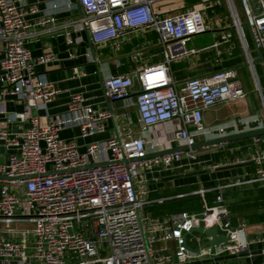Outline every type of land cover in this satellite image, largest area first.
Segmentation results:
<instances>
[{
  "label": "built area",
  "instance_id": "built-area-1",
  "mask_svg": "<svg viewBox=\"0 0 264 264\" xmlns=\"http://www.w3.org/2000/svg\"><path fill=\"white\" fill-rule=\"evenodd\" d=\"M219 1L49 0L41 9L37 3L0 0V41L5 44L0 57V176H5L0 178V264H186L214 252L239 255L246 250L224 195L225 189L243 183L240 180L193 191L203 199L200 211L156 217L147 210L154 202L147 173L172 166L182 151L147 155L173 148L176 141L193 144L196 133L207 131L205 108L246 96L235 69L191 78L182 88L171 71L173 61L198 52L187 45L217 20L212 14ZM226 1L245 44L235 1ZM244 3L255 42L264 53V12L254 14L247 0ZM77 9L81 16L65 26L86 30L93 46L119 51L134 34L158 35V63L103 76L104 95L112 101L128 97L137 86V134L82 143L81 138L106 132L113 116L106 106L85 105L82 92L71 95L65 112L50 114L49 104L60 89L38 67L57 58L52 51L34 57L29 37L34 28L55 29L61 11ZM67 39L74 41L70 33ZM8 96L23 102V110H9ZM34 109L45 115L34 114ZM156 125L171 137L149 149L142 133ZM75 128L76 135H63ZM124 158L127 162H121ZM254 160L262 163L264 150ZM106 161L116 163L90 166ZM258 179L264 180V172ZM213 190L215 198L209 203L206 194ZM24 223L33 227L24 228ZM194 226L217 227L226 241L205 246L211 239L205 235L204 242L197 238L202 246L194 252L188 242Z\"/></svg>",
  "mask_w": 264,
  "mask_h": 264
},
{
  "label": "crops",
  "instance_id": "crops-1",
  "mask_svg": "<svg viewBox=\"0 0 264 264\" xmlns=\"http://www.w3.org/2000/svg\"><path fill=\"white\" fill-rule=\"evenodd\" d=\"M23 1L29 4L37 3L44 9L49 0ZM247 2L254 14L264 12V0ZM235 5L237 8L236 1ZM216 8H224L222 0ZM237 12L239 14L238 8ZM221 14L217 9L213 12L217 20H212L210 24L207 32L212 34L207 41H202L203 34L194 36L189 41L187 48L196 49L198 52L173 61L171 71L178 88H182L191 78L204 77L225 69H235L246 96L241 100H227L205 108L203 113L207 131L196 133L195 142L264 128V65L261 61L253 63L258 53L254 40L252 36L248 38L245 27L246 41L243 44L237 29L233 30L235 26L233 19L223 17ZM80 16V9L61 11L55 29L44 31L38 27L31 30L28 46L33 56L52 51L57 58L47 65L38 67L39 71L45 72L54 86L60 89L55 100L49 104L50 114L56 116L65 112L71 95L82 92L85 105H103L113 113L106 132L87 139L81 138L82 143L101 140L112 134L118 136H123L127 132L137 134L140 132L137 86L135 92L128 97L112 101L104 95L102 78L108 72L127 73L158 63L162 58V46L158 35L156 32H140L126 41L119 51L104 45L93 46V53L86 30H76L73 24L65 26ZM68 33L74 40L72 43L67 39ZM224 36H227V41ZM80 37L83 38L82 42H78ZM4 48V42L0 41V57ZM250 57L253 59L252 63L249 62ZM6 106L11 111H22L24 108L23 102L12 96H8ZM33 113L45 115L44 110L34 109ZM23 125L28 126L29 123ZM77 132L78 129L75 128L64 131L63 135L74 136ZM142 134L149 142V149L152 143L166 144L167 139L171 137L161 125L153 126ZM260 137L262 141L259 143L255 142L254 137H248L194 151H182L180 159L172 166L147 173L146 184L149 196L154 202L180 195L174 194L178 189L195 186L196 189L193 191H196L201 188H215L231 181L243 182L225 189L224 194L228 204L248 202V209L231 214V218L234 216L238 218L237 223L232 221L236 227L242 229L241 238L247 244L246 250L239 255L214 252L193 258L186 264H264V180L258 179L264 172V161L257 163L254 160L259 151L264 150V135ZM185 145L180 141L172 143V147ZM210 192L216 194L214 190ZM201 246L202 243H199L190 248L196 252Z\"/></svg>",
  "mask_w": 264,
  "mask_h": 264
},
{
  "label": "water",
  "instance_id": "water-1",
  "mask_svg": "<svg viewBox=\"0 0 264 264\" xmlns=\"http://www.w3.org/2000/svg\"><path fill=\"white\" fill-rule=\"evenodd\" d=\"M238 1L241 5V8H242L244 16H245V22L242 23V26L247 27L249 32L251 33V36L254 40L255 50L258 53V56L254 59L253 63L255 64L256 62L261 61L264 65V53L261 50V48H259L257 43L255 42V39L253 36V31H252V26H251V23L249 21V17H248V13H247V10L245 7L244 0H238ZM89 43H90L91 49L93 51V44L91 42L90 37H89ZM93 53H94V51H93ZM102 82H103V78H102ZM103 87H104V85H103ZM107 103L110 106L109 100ZM262 135H264V128H257L254 130H249V131H245V132H241V133H237V134H233V135L221 136V137L211 138V139H204L201 141L194 142L191 145H185L182 147H173V148H170L167 150H163V151H159V152H153V153L148 154L147 157L165 155V154L173 153L175 151H194V150H197V149L203 148V147H209L212 145L223 144V143H226V142L234 140V139H242V138L256 137V136H262ZM121 162H127V160L124 158L123 160H121ZM113 163H116V161H106V162H102V163L91 164L90 166L93 167V166H99V165H109V164H113ZM0 178H5V176H0ZM194 231L204 233L207 237H211V239H209L205 242V246L217 247L222 242L226 241V237L224 235L218 234L217 227L206 228L204 226H194L191 229V232H194Z\"/></svg>",
  "mask_w": 264,
  "mask_h": 264
},
{
  "label": "trees",
  "instance_id": "trees-1",
  "mask_svg": "<svg viewBox=\"0 0 264 264\" xmlns=\"http://www.w3.org/2000/svg\"><path fill=\"white\" fill-rule=\"evenodd\" d=\"M263 149H264V145H263ZM195 189H196L195 186L191 188L178 189L174 193L175 195L181 193L184 194L185 192H187L188 194L183 196H174L168 199H164L162 201L153 202L149 206H147V210L151 212L153 216L156 217H162L181 211H200L203 207V199L200 194L192 193V191ZM206 198L209 203H212L215 198V193L208 192L206 194ZM254 205H256V203ZM228 207L230 209L231 214H233L248 209L249 205L248 202L242 201L236 204L229 203ZM232 220H234V222L237 223L238 221L237 216H234Z\"/></svg>",
  "mask_w": 264,
  "mask_h": 264
},
{
  "label": "rangeland",
  "instance_id": "rangeland-1",
  "mask_svg": "<svg viewBox=\"0 0 264 264\" xmlns=\"http://www.w3.org/2000/svg\"><path fill=\"white\" fill-rule=\"evenodd\" d=\"M236 1V3H237V8H238V11H239V14H240V16H241V19H242V21L243 22H245V16H244V13H243V10H242V8H241V6H240V4H239V2H238V0H235ZM222 2H223V4H224V8H216L217 10H218V13L219 14H221L223 17H225V16H227V18L229 19V18H231L232 19V17H231V13H230V10H229V8H228V4H227V1L226 0H222ZM215 9V10H216ZM214 10V11H215ZM211 12H212V10H210V14H211ZM213 15V14H212ZM232 21V20H231ZM234 26V25H233ZM233 30H235V27L233 28ZM245 31H246V34H247V36H248V38L250 39L251 38V35H250V32H249V30H248V28L247 27H245ZM211 34H212V32H207V33H203V35L202 36H204L203 38H202V41H207L209 38H210V36H211ZM187 47H189V45H187ZM22 227H24V228H32L33 227V224L32 223H24V224H22ZM197 238H202V242H204V239H205V234L204 233H201V232H191V233H189V235H188V242H189V246H192V247H194V246H196L197 244H199L200 242H198V240H197ZM201 244V243H200Z\"/></svg>",
  "mask_w": 264,
  "mask_h": 264
}]
</instances>
